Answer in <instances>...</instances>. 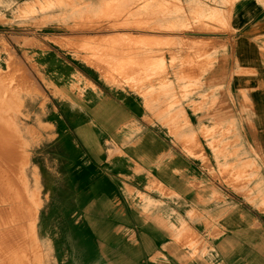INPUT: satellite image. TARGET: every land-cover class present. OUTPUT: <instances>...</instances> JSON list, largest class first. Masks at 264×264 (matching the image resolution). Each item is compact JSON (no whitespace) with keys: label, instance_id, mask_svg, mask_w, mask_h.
Wrapping results in <instances>:
<instances>
[{"label":"rangeland","instance_id":"374dc122","mask_svg":"<svg viewBox=\"0 0 264 264\" xmlns=\"http://www.w3.org/2000/svg\"><path fill=\"white\" fill-rule=\"evenodd\" d=\"M15 1L0 0V42L21 67L1 79L21 87L16 108L33 109L39 174L52 185L18 209L30 212L15 211L13 197L11 211L0 205V219L21 230L16 241L29 245L24 232L43 217L57 264H264V189L254 195L239 186L264 180L251 152L252 94L238 115L241 89L262 96V81L235 62L241 43L264 47V0L237 14L240 24L250 20L241 32L231 28L236 0H200L215 17L184 24V7L196 13L192 0H40L36 9H16L22 0ZM148 8L176 15L147 19ZM83 14L105 28L61 22ZM118 18L128 26L106 21ZM185 31L209 40L183 39ZM128 45L144 51L143 60L120 72L114 62ZM252 58L248 66H264Z\"/></svg>","mask_w":264,"mask_h":264},{"label":"bare ground","instance_id":"6f19581e","mask_svg":"<svg viewBox=\"0 0 264 264\" xmlns=\"http://www.w3.org/2000/svg\"><path fill=\"white\" fill-rule=\"evenodd\" d=\"M192 1L198 5L197 6L195 4L193 7V11H196V13H191L189 12L188 8L184 7L182 12L180 13V15L183 17V20H178V22L184 24L183 21L187 22V20L185 19L187 17H194L197 20H200V18L215 17V13L217 12V10L214 6L208 4L212 0H206L210 1L208 3L201 2L200 0ZM240 1L242 0L235 1V12L230 17L232 19L231 28L233 30L235 29L237 32H241L242 28L248 25V22L250 21L249 19H247L242 24H240V22L238 21L237 14H240L243 17L244 14L249 13V6L244 7L243 4L240 5ZM9 2L16 3L15 0H9ZM40 4V0H22L21 4H18L19 7L17 6L16 9H36ZM183 4L184 3L182 1V5ZM156 11V8H148L145 13L151 15H149L147 19L157 20L161 17H164L165 15H176L174 13H168V15L158 13L153 14ZM141 17L144 16L142 15ZM92 18L83 14L80 18L76 19L75 22L72 20L71 24H69L71 19H63L61 20V22L71 30L95 29V31H100L102 28H105L103 27L104 24L100 22L102 20H98V18ZM106 21L114 22L115 27H120L118 28V30L124 29L128 26L127 18H118L115 20L107 19ZM99 28L100 30H97ZM180 30L182 29L180 28ZM171 31L176 32L177 30L169 29L170 33ZM137 35L140 36L143 34L138 33ZM149 36H151V34H149ZM254 39L259 40L258 37H255ZM123 47L111 50L108 62H112L114 56L118 55L121 50L123 51ZM123 52L124 53L121 54L114 62L115 68L119 69L120 72L134 70L139 64V61L143 60L142 53H144V51L132 49L130 45H128V51ZM168 53H170V50H160V54H164L165 57ZM253 55L254 58L252 59H254L255 62H261L264 64V47L256 45L255 49H253L252 47L248 48L246 44L244 46L243 43L240 44L239 48L235 47V62L237 69H246L248 72H253L251 74L252 81H262L259 84V87L262 90V96L255 95V92L253 91L247 92L244 91V89H241L240 95L242 97V102H240V111L238 114L243 117L242 113L245 110V103L250 101L248 99V94H252L253 100L248 103L249 107L247 110L252 116L250 124L252 131L251 152L254 157V168L258 173L257 167L264 171V80L262 79V73H260V69H262V67L264 66H262V64H255L252 62H250L251 66H248L250 61L249 59ZM0 58L2 59H0V205L2 203H6L8 204V206H10L11 202L12 204H17V208L14 209V206H10V208L7 209L8 211H11L12 208L15 211H22L21 213H27L33 209L27 208L26 210H18L20 206H25L24 204L27 203L28 198L40 194L42 189L48 188L52 190V185L47 183L48 180L47 178H44V174H39L40 168L42 166V163L40 161L43 160V157L39 155V152L36 150L39 149V146H36L31 140V138L35 135L34 134L32 136L33 129L31 118H33L34 116L31 115V112L33 111V109L26 107L22 109L16 108L13 101L22 92L21 87H19L18 85L7 84L5 82H2L1 79L6 75H3L2 72L6 73L7 71H11L14 68L21 67L20 58L17 57L12 46H10L9 43H7L5 40H2L0 42ZM1 63L3 64V67L1 66ZM92 66L93 68L98 69L100 72H103L96 64ZM241 75L242 74L240 72V82L244 81V83H246L245 78H243V75ZM25 79L26 80L21 81V83L29 84L30 82L28 81V79ZM246 84L250 85V83ZM241 85L245 87V84ZM253 90L256 91V88H254ZM239 127L240 135H243L244 130L241 119H239ZM88 152H90L91 155L93 153V151ZM28 174H31L33 176H28ZM239 186L244 187V189L248 193L257 195V193L263 191L260 188L264 189V180L262 177H260L258 179V184H256L255 182L254 185L251 184L249 186H246L240 184ZM61 194L58 193L57 195H55V202L57 204L62 199ZM261 194L264 195V192H261ZM9 197H13L10 202L8 200ZM7 201L9 203H7ZM19 219L22 220L23 217H20ZM15 223L12 224L11 218L5 219L4 221L0 219V264H42L44 254V264H57L55 263V260L53 258L51 240L47 238L50 234L48 224L47 222H44L43 217L40 218L39 222L32 223V225L27 228V231L24 232L28 240L27 243H29V245L26 246H24V243L16 241V237L21 236V230L17 227H13ZM172 228L177 232V226H174L173 224ZM43 244L48 245V247ZM63 254L65 255V251H63ZM72 255L76 256L75 250L70 253V256ZM67 264L72 263L68 262Z\"/></svg>","mask_w":264,"mask_h":264},{"label":"crops","instance_id":"0c3cea01","mask_svg":"<svg viewBox=\"0 0 264 264\" xmlns=\"http://www.w3.org/2000/svg\"><path fill=\"white\" fill-rule=\"evenodd\" d=\"M239 4H243V5H251V4H256L259 5L260 1L259 0H253L252 2H250L249 0H242L239 2ZM183 34H185L182 38L183 39H187L190 41H194L197 44L203 45L204 42H207L209 40V35L208 33L205 32H196V31H185ZM123 106L126 107L127 109L130 108V100H123ZM206 264L204 261L200 260L197 264Z\"/></svg>","mask_w":264,"mask_h":264}]
</instances>
